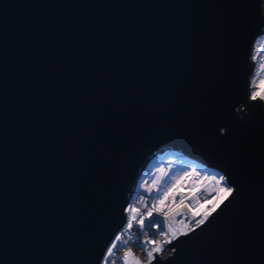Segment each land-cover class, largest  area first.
Instances as JSON below:
<instances>
[{
	"label": "water",
	"instance_id": "obj_1",
	"mask_svg": "<svg viewBox=\"0 0 264 264\" xmlns=\"http://www.w3.org/2000/svg\"><path fill=\"white\" fill-rule=\"evenodd\" d=\"M261 35L264 0H0V264H101L167 148L234 192L152 264H264Z\"/></svg>",
	"mask_w": 264,
	"mask_h": 264
},
{
	"label": "built area",
	"instance_id": "obj_2",
	"mask_svg": "<svg viewBox=\"0 0 264 264\" xmlns=\"http://www.w3.org/2000/svg\"><path fill=\"white\" fill-rule=\"evenodd\" d=\"M153 158L159 159L157 169L156 171L148 172L149 163ZM153 158L148 161L128 204L127 219L131 215L128 211L129 208H138L143 213L150 209L153 204H158V201L162 198L163 182H155L153 180L155 174L162 172L164 177L179 175L181 178L185 176L175 195L169 196L166 201L165 211L167 212L168 208L171 207V213L167 216L160 215L156 217L164 222L165 232H168L170 226L176 233L171 239V242H173L180 235L187 234L201 226H197L195 221L202 219L204 211L212 207L218 198V189L225 187V183L220 181L219 177L223 175L216 170L209 169L203 165H199L194 170L188 168L182 152L177 149L167 148L160 150ZM181 201H183L182 204ZM196 213H199V215H195ZM158 232L159 230L155 225L149 230L147 227L140 228L134 222L133 227L129 230L126 223L117 234L121 238L119 240L114 238L111 243L117 244V249H114L111 257L113 264H121V257L129 249L135 253L134 257H129V261L139 258L144 264H147V257L144 253L156 246L148 242L150 240L160 242L169 238L159 234L154 235V233ZM140 245H145V247L141 248ZM165 245L168 244L166 243ZM165 245L164 248L166 249ZM154 255L156 254L154 253Z\"/></svg>",
	"mask_w": 264,
	"mask_h": 264
},
{
	"label": "snow or ice",
	"instance_id": "obj_3",
	"mask_svg": "<svg viewBox=\"0 0 264 264\" xmlns=\"http://www.w3.org/2000/svg\"><path fill=\"white\" fill-rule=\"evenodd\" d=\"M264 99V94H262L261 91H256L251 94V99L256 100L257 98ZM221 182H224L227 184V178L225 176L219 177ZM175 187L172 190H168L163 192L162 198L158 201V204H153V206L148 209L146 212H141L140 209L132 207L129 208L128 211L130 212V217L127 219V228L130 230L133 227V223H137L140 228L147 227L149 230L153 225L156 226V228L159 230L158 233H154V235H162V236H168L169 238L167 240H162L160 242H157L155 240H150L148 243L155 244L156 246L152 248L151 250L144 253V255L147 257V264H152L154 260H157L156 254H162L165 251L164 245L171 244V239L176 235V233L171 229L169 226L168 232L164 231V222L160 221L156 217L160 215L167 216L171 213L172 209L171 207L168 208V211H165L166 208V201L169 198V196L175 195ZM151 191V189H149ZM234 192L233 187L231 186H225L218 189V198L213 203L212 207L210 209H207L203 213V218L196 220L195 224L197 226L205 224V221L209 216L212 215L213 212L216 211V209L226 200L228 197L232 196ZM183 201H181V204ZM155 214V215H154ZM195 215H199V213H196ZM147 222V223H145ZM171 234V235H169ZM122 235V233H121ZM186 235V233H185ZM121 237L117 236L115 237L116 240H119ZM141 248H144L145 245H140ZM114 249H117V244H110V246L106 249V253L104 254L102 258L101 264H113L111 257L113 255ZM169 252H175V248L169 249ZM135 253L129 249V251L125 252L123 257H121V264H144L139 258H135L132 261H129V257H134ZM162 258V257H161Z\"/></svg>",
	"mask_w": 264,
	"mask_h": 264
},
{
	"label": "rangeland",
	"instance_id": "obj_4",
	"mask_svg": "<svg viewBox=\"0 0 264 264\" xmlns=\"http://www.w3.org/2000/svg\"><path fill=\"white\" fill-rule=\"evenodd\" d=\"M254 57L256 61V67L252 79V93L261 91L262 94H264V35H261L256 41ZM184 159L187 162L188 168H190L191 170H194L200 165L199 162L189 160L187 157H184ZM158 162V158H153L149 163L147 171H156ZM183 178H185V176H182L181 178L179 175H176L174 177H164L162 172H159L153 176V180L155 182H163L162 194L165 191H168L170 189L172 190L174 186L177 187H175L176 193L178 187L181 185ZM225 186H229V184L227 183L225 184Z\"/></svg>",
	"mask_w": 264,
	"mask_h": 264
}]
</instances>
